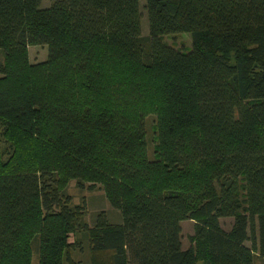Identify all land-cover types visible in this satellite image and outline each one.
<instances>
[{
  "label": "trees",
  "instance_id": "obj_1",
  "mask_svg": "<svg viewBox=\"0 0 264 264\" xmlns=\"http://www.w3.org/2000/svg\"><path fill=\"white\" fill-rule=\"evenodd\" d=\"M42 1L0 0V264H264V0H144L145 36L140 0Z\"/></svg>",
  "mask_w": 264,
  "mask_h": 264
},
{
  "label": "rangeland",
  "instance_id": "obj_2",
  "mask_svg": "<svg viewBox=\"0 0 264 264\" xmlns=\"http://www.w3.org/2000/svg\"><path fill=\"white\" fill-rule=\"evenodd\" d=\"M48 4H49V0H43L41 2V6H47ZM143 5H144V0H140L139 10L141 13V20H140L141 35L145 36L147 35L148 31H147L146 14H145V10L143 9ZM163 40L165 43L175 47L176 49L188 51L191 48L190 47V44H191L190 36L188 33H181V34L173 35V36H164ZM46 57H47L46 46L34 45V46L28 47V58L30 62L32 63L41 62V61H44ZM145 129H146V139H147V151H148V154L151 155L152 150H153L152 149L153 137H152V118L150 116L147 117V119L145 120ZM66 191L72 198V204H78L82 202V199H84L83 196L87 195L88 206L86 207V204L84 205L85 218H89L94 214V210H95L94 208H96L97 205L94 202V200L92 202V198L97 200L98 196L102 195L101 192L99 193V191H101L100 188H95L92 191H87V190L82 191V190H78L72 181L68 185ZM90 203H92V205ZM231 223H232V220L229 218L220 219V225L222 226L224 230H228ZM180 226H181V246L183 249H186L191 245L190 236L193 234L194 221L184 220L181 222ZM246 245L249 246V242H246ZM71 256H74V258H77V259L82 258L83 262L88 261V256L86 252H83V253L79 252V254L71 253ZM32 264H37V254L35 251L33 252ZM255 264H262V261L257 260Z\"/></svg>",
  "mask_w": 264,
  "mask_h": 264
},
{
  "label": "crops",
  "instance_id": "obj_3",
  "mask_svg": "<svg viewBox=\"0 0 264 264\" xmlns=\"http://www.w3.org/2000/svg\"><path fill=\"white\" fill-rule=\"evenodd\" d=\"M70 184V183H69ZM84 191V190H83ZM101 192V194L102 195H99L98 196V198H97V200H95L94 198H92V202H93V200H94V202L96 203V208H94L95 210H94V214L95 213H97V212H99V211H103L104 213H105V215H106V218H107V220L109 221V222H112V223H117V222H120V215H119V213L117 212V211H115V210H113L110 206H109V204H108V202H107V200L105 199V197H103L104 196V194H103V192H102V190L101 191H99V193ZM83 201H84V205L86 204V207L88 206V197H87V195H85V196H83ZM91 205H92V203H90ZM93 214V215H94ZM92 215V216H93ZM89 217V218H85V220H86V222L88 223V224H91L92 223V221H93V217ZM84 251L83 252H86L87 253V256H88V247L86 246L84 249H83ZM72 254H79V252L77 251V250H74L73 252H72ZM71 257H73V259H76V260H83L82 258H80V259H77V258H74V256H71ZM88 261H86V263H87Z\"/></svg>",
  "mask_w": 264,
  "mask_h": 264
}]
</instances>
